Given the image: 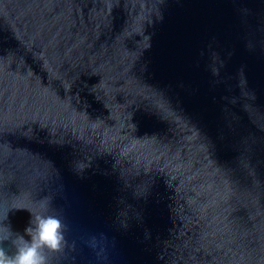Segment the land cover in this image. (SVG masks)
Returning <instances> with one entry per match:
<instances>
[{
	"label": "water",
	"instance_id": "water-1",
	"mask_svg": "<svg viewBox=\"0 0 264 264\" xmlns=\"http://www.w3.org/2000/svg\"><path fill=\"white\" fill-rule=\"evenodd\" d=\"M30 213L49 264H264V0H0V232Z\"/></svg>",
	"mask_w": 264,
	"mask_h": 264
},
{
	"label": "clouds",
	"instance_id": "clouds-1",
	"mask_svg": "<svg viewBox=\"0 0 264 264\" xmlns=\"http://www.w3.org/2000/svg\"><path fill=\"white\" fill-rule=\"evenodd\" d=\"M3 229L0 232V264H49V254L61 252L67 243V225L58 215L31 214L23 235L13 233L10 227L3 226Z\"/></svg>",
	"mask_w": 264,
	"mask_h": 264
}]
</instances>
